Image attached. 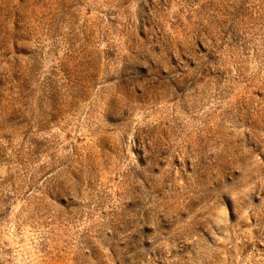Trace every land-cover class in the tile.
<instances>
[{
	"label": "rangeland",
	"instance_id": "374dc122",
	"mask_svg": "<svg viewBox=\"0 0 264 264\" xmlns=\"http://www.w3.org/2000/svg\"><path fill=\"white\" fill-rule=\"evenodd\" d=\"M0 264H264V0H0Z\"/></svg>",
	"mask_w": 264,
	"mask_h": 264
}]
</instances>
